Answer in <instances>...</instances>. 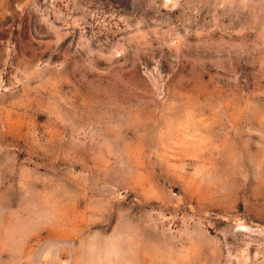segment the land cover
Instances as JSON below:
<instances>
[{"label": "rangeland", "instance_id": "obj_1", "mask_svg": "<svg viewBox=\"0 0 264 264\" xmlns=\"http://www.w3.org/2000/svg\"><path fill=\"white\" fill-rule=\"evenodd\" d=\"M0 264H264V0H0Z\"/></svg>", "mask_w": 264, "mask_h": 264}]
</instances>
